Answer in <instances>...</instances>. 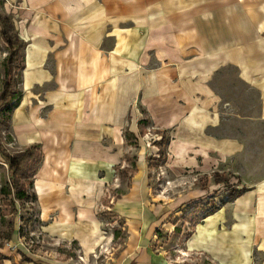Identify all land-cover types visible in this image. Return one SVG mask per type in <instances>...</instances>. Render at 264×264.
Returning <instances> with one entry per match:
<instances>
[{"label":"crops","instance_id":"0c3cea01","mask_svg":"<svg viewBox=\"0 0 264 264\" xmlns=\"http://www.w3.org/2000/svg\"><path fill=\"white\" fill-rule=\"evenodd\" d=\"M5 3L20 73L1 105L15 144L41 151L36 232L77 252L39 254L16 230L0 264H96L93 252L103 264H264V175L194 224L184 246L204 256L191 263L158 246L169 209L149 184L153 146L161 166L197 173L244 150L219 130L223 70L264 124V0Z\"/></svg>","mask_w":264,"mask_h":264},{"label":"rangeland","instance_id":"374dc122","mask_svg":"<svg viewBox=\"0 0 264 264\" xmlns=\"http://www.w3.org/2000/svg\"><path fill=\"white\" fill-rule=\"evenodd\" d=\"M4 5L7 3L0 8V13L11 15L7 13ZM0 48L1 94L5 80L3 60L9 53L1 38ZM223 72L224 81L219 80L224 84L221 89L223 103L219 130L223 134L243 139L244 150L237 156L214 165L207 173H197L187 170L172 171L161 166L165 156L163 147L153 146L157 161L150 163L152 166L149 184L154 197L163 199L168 206L166 208L169 209L164 226L158 231V246L174 262L191 263L201 259L204 255L188 251L184 246L194 224L207 212L221 205L223 201L231 200L233 194L264 175V124H253L251 121L256 116L258 102L251 90L236 86L232 82L233 70L228 68ZM19 73L20 65L16 61V66L12 69V78L10 77L11 88L16 86ZM1 104L3 103L0 102V184L4 186V191L0 192V243L6 244L8 234L18 230L21 242L31 251L56 259L75 258L77 252L75 244L43 240L36 232L34 197L28 189L29 185L26 190L31 198L20 200L14 195L11 188L12 170L5 157L20 151V148L15 143L7 142L11 136L6 128L8 111ZM27 166L25 174L29 175L35 165L31 162ZM28 181L29 179H26L25 183Z\"/></svg>","mask_w":264,"mask_h":264},{"label":"trees","instance_id":"16d2710c","mask_svg":"<svg viewBox=\"0 0 264 264\" xmlns=\"http://www.w3.org/2000/svg\"><path fill=\"white\" fill-rule=\"evenodd\" d=\"M0 38L9 51L8 56L3 60L5 80L2 85L0 102L4 103L9 97H11L13 93L11 88L12 81L10 77L12 78V69L16 66L18 47L21 45V42L16 35L12 16L8 14L0 13ZM5 158L9 163V168L12 170L11 188L14 191L15 197L20 200H28L31 198V195L28 194L26 187L27 185L30 186L32 174L35 172L36 166L33 167L29 175H26L25 171L26 168H28V164L32 162L34 165H36L40 161L41 151L39 146L32 145L26 149H20V151L12 155H6ZM26 179H29L28 183H25ZM3 187L4 186H1L0 184V192L4 191ZM236 194L237 192L233 194V196ZM215 209L216 208H213L212 211ZM10 235L11 233L8 234L9 238Z\"/></svg>","mask_w":264,"mask_h":264},{"label":"built area","instance_id":"2783aa9c","mask_svg":"<svg viewBox=\"0 0 264 264\" xmlns=\"http://www.w3.org/2000/svg\"><path fill=\"white\" fill-rule=\"evenodd\" d=\"M7 142L9 143V144H11V143H15L14 142V139H13V136H10V139L9 140H7ZM9 247H15L16 246V244H14L13 246L11 245V244H7ZM92 257L94 258V260H95V262H96V264H103V263H101L100 262V260H101V258H100V256L98 255V254H96V253H92Z\"/></svg>","mask_w":264,"mask_h":264}]
</instances>
